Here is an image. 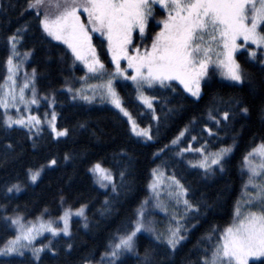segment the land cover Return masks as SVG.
Here are the masks:
<instances>
[{
  "label": "snow or ice",
  "instance_id": "1",
  "mask_svg": "<svg viewBox=\"0 0 264 264\" xmlns=\"http://www.w3.org/2000/svg\"><path fill=\"white\" fill-rule=\"evenodd\" d=\"M156 5L164 10L166 16L158 21L159 30L152 36L151 45L143 49L139 45L133 48L137 31L142 39L146 38V30L155 14ZM30 9L36 10L34 19L38 20L39 29L53 40L61 41L66 45L74 60L83 63L87 72L93 76L105 75V66L97 56V50L92 43L93 34L99 33L107 41L108 54L115 66L114 71L107 73L106 81L92 88V95L82 94L81 89H75L71 98L73 100L79 98L88 103L93 102L97 95L101 100L106 99L128 118L132 135L144 141L154 139L152 126L149 124L140 127L124 107L123 99L116 88L120 78L135 84L137 98L151 111L152 121L159 123L161 117L153 107V103L159 98L145 95V87L151 89L158 84L161 88L167 89L172 88L171 81H179L184 91L198 101L202 98V85L210 81V65L215 64L222 77L231 82L229 87H243L247 84L255 92L254 74L237 59L239 51L245 48L246 62L258 65L261 72H264V0H26L25 8L20 15L23 16L24 12ZM81 9L83 14L87 15V24L81 21ZM29 28L30 23L25 21L7 37L9 51L4 63L8 75L5 77V85H0V109L4 110L3 124L7 128H12L14 125L21 126L28 130V138L31 139L40 132V125L44 121L36 115L24 117L19 113L21 104L24 106V111H27L29 105L40 102L35 86L36 68H33L31 73L25 72L19 92L16 90L19 70L23 67L24 61L33 54L32 48L22 53L19 51ZM238 38H242L245 43H238ZM213 53L215 60L212 59ZM122 60L127 61L125 68L121 67ZM128 69L132 73L130 76L127 75ZM83 79L81 77V80ZM8 82H11V88L6 87ZM261 82L264 83V77ZM28 88H31L32 96L26 99L25 90ZM172 91L175 92L176 89L172 88ZM68 92L73 93V89L68 88ZM44 98L48 100L49 107H52L54 101L50 97ZM12 107L17 109V118L8 114ZM174 111H176L175 107L168 109V113ZM250 111L241 96L229 95L224 98L213 95L208 105L204 126L200 130L202 133H207L206 143L193 149L192 142L198 140L194 135L188 147L180 148L175 155L180 157L189 151L199 153L200 159L189 161L192 167L202 170V175L205 177L223 175L227 171L228 158L241 134L240 130L232 133V143L225 145L222 141L228 138V131L234 126L237 118L246 119ZM258 111L261 119L264 120V101H261ZM45 120L54 138L67 136V128L56 126L55 111L52 112L50 120H47L45 114ZM189 123L192 125L197 123L196 118L193 117ZM85 126L84 123L79 125L80 128ZM190 130L194 129H189L186 125L170 141V145L178 146L181 138ZM221 131L224 132L223 136L220 135ZM212 138H215L214 143H220V147L209 151L207 140ZM6 147L12 149L13 146L8 144ZM168 147L169 145H165L164 149L157 150L153 155L162 154ZM117 155L126 157L128 154L121 149ZM72 158L71 154L65 153V161ZM243 160L247 171V179L243 186L246 198H238L233 212L234 221L220 234L211 255L209 256L205 250V254L199 257L195 264H248L249 257H264V138L246 152ZM119 163L120 160H117V164ZM56 164L55 157L47 161L48 167ZM44 167L45 165L36 169L29 168L28 180L36 183ZM87 171L92 174L94 182L100 188L105 190L111 188V193L105 196L101 209L102 216L110 215L121 193L130 191V185L126 181L129 175L127 161L119 171V180L116 178V173L111 168L104 167L100 161L92 163ZM163 175L159 167L152 169V182L149 188L155 191L160 186V177ZM168 179L176 189L178 202L182 203L184 208L183 214L175 218V227L170 226L166 233H158L151 226L153 222L147 216L148 201H141L134 211L135 219L125 223L123 230L120 228L116 230L106 250L101 253L98 264H120L121 258L126 254L134 255L138 264H173V258L182 242L187 239L189 228L199 223L196 217L202 214L201 208L211 209L213 205L203 200L194 202L187 199L190 189L185 187L175 175ZM249 188L252 191H249ZM21 190L22 185L17 181L7 186L6 193H19ZM60 199L63 202L64 198ZM219 199L218 195L217 200ZM85 207L86 205L81 204L74 214L80 216L83 227L88 228ZM71 215H73L72 211L66 209L58 217V220L63 222V228L54 227L53 221H43L39 216L36 217L35 222L27 223L20 214L3 217L5 226H9L10 221V226L15 228L16 234L0 245V256L24 257L25 250H28L31 252L29 264L33 262L40 264L41 253L45 249L57 255V248L53 246L51 239L49 243L39 247L33 246L32 242L44 231L50 232L52 237H56L61 232L64 236L70 237ZM189 219L193 220V224L187 223ZM145 232L151 234L152 242L140 252L137 243L138 234ZM72 247L73 245L68 243L66 250ZM185 259L182 257L180 264H185ZM82 261L83 264H92L88 256L82 257ZM187 264L194 262L188 261Z\"/></svg>",
  "mask_w": 264,
  "mask_h": 264
},
{
  "label": "trees",
  "instance_id": "2",
  "mask_svg": "<svg viewBox=\"0 0 264 264\" xmlns=\"http://www.w3.org/2000/svg\"><path fill=\"white\" fill-rule=\"evenodd\" d=\"M25 5L26 0H0V85L7 72L4 63L9 51L7 37L15 28L28 21L30 28L19 48V51L33 49V54L24 64L25 69H37L35 86L38 97H50L54 101L52 109L57 114L56 126L67 128L68 134L54 138L51 131L42 125L40 132L29 139L27 129L16 125L7 128L3 124L4 112L0 109V243L15 234V228L10 226V221L9 226H5L3 217L20 214L23 220H29L39 216L41 219L52 220L54 227L63 228V222L58 220V217L68 209L73 213L69 217L70 237L64 236L62 232L56 237L48 233L37 240L35 243L46 244L51 239L58 251L57 255H53L45 249L41 253L40 264H83L82 257L85 256L91 259L92 264H98L101 253L106 250L116 230H123L125 223L134 220L137 206L149 198L148 186L152 169L159 167L166 174L175 175L190 189L187 199L194 202L203 200L213 205L211 209L201 208L202 214L196 217L199 223L189 228L187 239L182 242L173 258V264H180L182 257L186 258L185 264L188 261L195 264L199 257L205 254V250L209 255L222 231L232 221L234 206L246 179L243 157L264 138V120L258 111L261 101H264V83L261 82L264 72H261L258 65L246 62L245 48L239 51L237 59L254 74L255 92L247 84L243 87H229L231 82L222 77L215 64L210 65V81L202 85V98L198 101L173 81L170 83L172 88L176 89L175 92L172 88L165 89L159 85L151 89L145 87L148 96L159 98L153 103L161 117L159 123L152 121L151 111L138 101L135 87L130 81H114L124 107L136 123L142 127L151 124L154 139L144 141L132 135L126 118L106 100L96 97L93 102L88 103L79 98H71L75 89L82 83L81 77L87 75V70L74 60L66 45L53 40L39 29L38 20L34 19L36 10L30 9L25 11L23 16L20 15ZM164 16V10L156 5L155 14L146 30V38L142 39L137 31L134 36L136 43L132 47L139 45L143 49L150 46L152 36L159 30L157 23ZM92 43L105 66V74L113 72L115 66L108 54L107 41L94 33ZM212 59L216 58L212 55ZM126 65L127 62L122 60L121 67L125 68ZM68 88H72L73 93H69ZM213 95L224 98L229 95L241 96L251 111L246 119L237 118L234 126L228 131V138L222 141L225 145L232 143V133L240 130L236 146L228 158L227 171L223 175L205 177L202 170L189 164L199 153L189 151L180 157L175 154L180 148H187L194 135L198 140L192 142L193 149L206 143L207 133L200 130L204 126ZM42 104L48 109L47 99H43ZM172 107H175L176 111L168 113V109ZM193 117L197 121L194 125L189 123ZM81 123L86 126L80 128ZM186 125L194 130L188 131L178 146H171L170 141ZM220 135L223 136L224 132L221 131ZM214 140L215 138L207 140L209 151L220 147V143H214ZM8 144L13 146L12 149L6 147ZM165 145L169 147L162 154L153 155L157 150L164 149ZM121 149L128 154L126 157L117 155ZM65 153L71 154L73 158L65 161ZM53 157L56 158L57 164L48 167L47 161ZM117 160H120L119 164ZM96 161L111 168L116 173L117 180L125 161L128 163L129 175L126 181L130 185V191L121 193L110 215L102 216L101 209L105 196L111 193V188H100L94 182L92 174L87 171ZM41 165L45 167L37 182L32 183L27 178V170L39 168ZM17 181L22 185L21 192L6 193L7 186ZM61 197L64 198L63 202ZM81 204L86 205L84 212L88 218V228H84L82 218L74 214ZM155 215L162 218L157 213ZM187 223L191 225L193 220L189 219ZM150 242V233L138 234L140 252H143ZM68 243L73 247L66 250ZM30 261L31 252H25L24 257L0 256V264H29ZM120 264H138V261L134 255L126 254L121 258ZM248 264H264V258L251 260Z\"/></svg>",
  "mask_w": 264,
  "mask_h": 264
},
{
  "label": "rangeland",
  "instance_id": "3",
  "mask_svg": "<svg viewBox=\"0 0 264 264\" xmlns=\"http://www.w3.org/2000/svg\"><path fill=\"white\" fill-rule=\"evenodd\" d=\"M81 12H82V9H81ZM41 14H43V13L41 12ZM82 15L83 16L81 17V21L83 23L87 24V15L86 14H83V12H82ZM89 31H91V27L90 26H89ZM95 34H99V33H95ZM205 38L207 39V37H205ZM237 42L238 43H241V44L245 43L242 38H238V41ZM252 47H255V46L252 45ZM20 52L22 53L23 51H20ZM213 56L215 57V53H213ZM26 61L27 60L24 61V64H25ZM78 62L83 65V63H81L80 61H78ZM24 64H23V67H21L20 70H19V79H18L17 85H16L17 92H19V87L24 82V78H25L24 74H25V72L31 73V71H27L25 69ZM83 67H84V65H83ZM131 74H132L131 73V70L128 69L127 70V75L130 76ZM7 75H8V72H6V76ZM107 79H108L107 74H105L104 76L101 77L99 75L93 76L91 73H88L87 72V75L84 76V79L82 80V83L80 84V86H79L78 89H81L82 90V94L92 95L93 94L92 88L100 85L103 81H106ZM120 79H122V78H120ZM127 81H130V80H127ZM130 82L132 83V85L135 87V90H136L135 84H133L132 81H130ZM173 82H176L177 84H179L183 88V85H181L179 83V81H175L174 80ZM1 85H5V78H4V81H3V83ZM6 87L11 88L12 87L11 82H8V84L6 85ZM144 92H145V90H144ZM145 95H147L146 92H145ZM31 96H32L31 88L26 89L25 90V98L28 99ZM96 97H99V95H97ZM136 98H137V91H136ZM38 99L40 101L39 104L29 105V108H28L27 111H24V106L21 104L20 105V109L21 110H20L19 115L24 116V117H27L29 115H36L42 121H44L40 126L45 125L51 131V128H50L49 124L45 120V114H47V120H50L51 119L52 112L54 110L52 109V107H49V106H48V109H47L46 106H44L42 104V100L45 99L44 97H38ZM138 101L141 102V100H139V99H138ZM144 107H146V106L144 105ZM3 112H4V110H3ZM8 114L9 115H12L13 118H17V109L15 107L10 108ZM125 118H126V120L128 122V118L127 117H125ZM140 127H142V126H140ZM129 128H130V126H129ZM198 159H200V156H199V154H196L193 162L196 161V160H198ZM257 163H259V161H257ZM243 165H244V162H243ZM159 170L162 171L164 173V175L162 177H160L161 184H160V186L155 191L153 189H150L149 186H148V188H149V194L150 195H149V198L147 199L148 203L146 205V210H147V216H148V218L153 222L151 226L154 227L157 230L158 233H166V230L170 226L171 227H175V218H179L183 214L184 208H183L182 203L178 202V200L176 198V195H175L176 189H175L174 186L171 185V181H169V179H168V177H170L171 175L166 174V172H164L161 168H159ZM244 171L246 173V179H247V171H246L245 168H244ZM246 179H245V181H246ZM151 182H152V173H151V178H150L149 184ZM249 191H252V189L249 188ZM170 193L172 195H170ZM242 197L243 198H246V197H244V189H242V192H241L240 196H238V198H242ZM236 203H237V201H236ZM236 203H235V205H236ZM234 208H235V206H234ZM156 213L158 215H161V217L163 218V220H161L162 218H158L155 215ZM41 220H43V221H49V220H45V219H41ZM23 221L25 223H27L28 221L35 222L36 219H29V220H26L25 219ZM233 221H234V217L232 218V221H231L230 224H232ZM228 226H226V227H228ZM48 233H50V232L44 231L41 235L37 236L36 239L32 242L33 243V246L39 247L40 245L45 244V243H35V242L37 240H39L41 237H43L44 235L48 234ZM15 234H14V236H15ZM217 242H216V244H217ZM3 243L4 242L0 243V245H2ZM216 244L214 245V247H213L212 250L215 249ZM25 252H30V251L25 250ZM211 252L209 253V256L211 255ZM258 258H264V257H249L248 263H249V261L255 260V259H258Z\"/></svg>",
  "mask_w": 264,
  "mask_h": 264
}]
</instances>
